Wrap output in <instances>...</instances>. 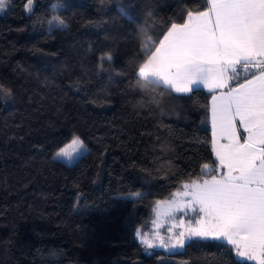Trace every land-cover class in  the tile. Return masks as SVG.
Segmentation results:
<instances>
[{
	"label": "trees",
	"instance_id": "16d2710c",
	"mask_svg": "<svg viewBox=\"0 0 264 264\" xmlns=\"http://www.w3.org/2000/svg\"><path fill=\"white\" fill-rule=\"evenodd\" d=\"M25 3L0 13V85L11 92H0V264H254L222 242L146 251L135 237L156 199L218 164L210 93L147 92L135 76L140 42L205 0H151L153 17L144 0H35L32 13ZM129 3L137 22L120 12ZM73 135L88 152L53 160Z\"/></svg>",
	"mask_w": 264,
	"mask_h": 264
},
{
	"label": "snow or ice",
	"instance_id": "6c2138e0",
	"mask_svg": "<svg viewBox=\"0 0 264 264\" xmlns=\"http://www.w3.org/2000/svg\"><path fill=\"white\" fill-rule=\"evenodd\" d=\"M8 3L0 0V13ZM34 4L26 0L25 12L32 13ZM135 7L129 3L120 8L129 22H137L129 11ZM143 8L154 16L151 0H144ZM48 23L66 26L59 16ZM140 51L145 59L135 76L147 92L162 88L186 95L207 89L212 94L209 111L218 164L201 165L198 175L189 174L168 197L156 199L149 221L154 227H137V240L146 251L161 247L169 252L192 241H217L239 260L264 264V0H205V5L186 10L182 23H170L162 37L148 35ZM101 59L111 62L112 56L106 53ZM0 92L11 95L2 85ZM217 136L227 143H217ZM87 152L84 141L73 135L52 159L72 164ZM166 223L167 237L160 232Z\"/></svg>",
	"mask_w": 264,
	"mask_h": 264
},
{
	"label": "crops",
	"instance_id": "0c3cea01",
	"mask_svg": "<svg viewBox=\"0 0 264 264\" xmlns=\"http://www.w3.org/2000/svg\"><path fill=\"white\" fill-rule=\"evenodd\" d=\"M165 31H167V29ZM202 90L208 91L207 89H202ZM211 95L212 94L210 93L209 100H208V118H209V128H210V144H211V149H212V152H213V139H214V137H213V129H212L210 111H209V109H210V103L209 102L211 101ZM216 140H217V143H219V144H226L227 143L226 140L221 139L219 136L216 137ZM213 155H214V153H213ZM214 157H215V155H214ZM215 159H216V157H215ZM217 163H218V161H217ZM251 262L256 264V261H251Z\"/></svg>",
	"mask_w": 264,
	"mask_h": 264
},
{
	"label": "rangeland",
	"instance_id": "374dc122",
	"mask_svg": "<svg viewBox=\"0 0 264 264\" xmlns=\"http://www.w3.org/2000/svg\"><path fill=\"white\" fill-rule=\"evenodd\" d=\"M153 227H154V226L151 225L150 228H149L147 231L151 230ZM167 227H170V224H167V223H166V224H165V227H163V228L160 229L161 234L164 235L165 237H167V235H169V233H168L167 230H166ZM135 237H136V235H135ZM136 240H137V238H136ZM137 241H138V240H137ZM156 243H158V241H157ZM152 249H161V250H164L165 252H169V251H166L164 248H161V247H155V248H152ZM178 250H180V249H178Z\"/></svg>",
	"mask_w": 264,
	"mask_h": 264
}]
</instances>
